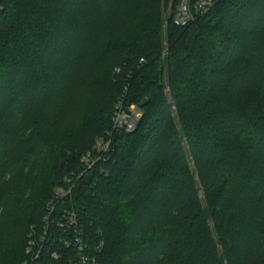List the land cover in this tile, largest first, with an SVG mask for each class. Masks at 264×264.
<instances>
[{
  "label": "trees",
  "instance_id": "1",
  "mask_svg": "<svg viewBox=\"0 0 264 264\" xmlns=\"http://www.w3.org/2000/svg\"><path fill=\"white\" fill-rule=\"evenodd\" d=\"M168 1L0 0V264L67 177L99 264H264V0Z\"/></svg>",
  "mask_w": 264,
  "mask_h": 264
},
{
  "label": "built area",
  "instance_id": "2",
  "mask_svg": "<svg viewBox=\"0 0 264 264\" xmlns=\"http://www.w3.org/2000/svg\"><path fill=\"white\" fill-rule=\"evenodd\" d=\"M219 0H178L173 22L183 27L204 15ZM141 62H143L141 60ZM124 93L118 99L113 117L112 130L122 129L129 134L135 131L139 117L134 114L135 107L124 108ZM110 147L109 140H99L95 145V155L87 152L81 158L86 170L99 161ZM85 170V171H86ZM81 174L73 175L80 177ZM71 178L54 189L52 198L47 202L41 227L28 235L25 254L27 259L21 264H99L96 254L101 244L93 250L86 241L84 227L78 213L66 207V199L72 194Z\"/></svg>",
  "mask_w": 264,
  "mask_h": 264
},
{
  "label": "rangeland",
  "instance_id": "3",
  "mask_svg": "<svg viewBox=\"0 0 264 264\" xmlns=\"http://www.w3.org/2000/svg\"><path fill=\"white\" fill-rule=\"evenodd\" d=\"M175 6H177V2H175V0H169V1H168V6H167V8H166V13H168L169 11H171L173 7L175 8ZM92 65H93V64H92ZM87 66H90V63L86 64V66H85V70L81 71L80 75L77 77V79H76V81H75V86H74V84H72V87L74 88V90H76V92H77V91H80L81 83H82V81H81L82 76H83V75H87V73H88V72H86V70H87L86 67H87ZM134 114L140 116V112H139V110H135V111H134ZM37 169H38V168H37ZM31 232H32V231H31ZM28 235H29V234H28ZM2 247L6 249V248H7L6 243H5L4 245H2ZM1 253H2V254H0V257L3 256V255L5 254V252H4L3 250L1 251Z\"/></svg>",
  "mask_w": 264,
  "mask_h": 264
}]
</instances>
